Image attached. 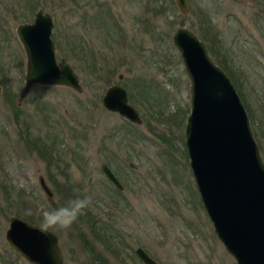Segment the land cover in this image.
<instances>
[{
	"label": "rangeland",
	"instance_id": "374dc122",
	"mask_svg": "<svg viewBox=\"0 0 264 264\" xmlns=\"http://www.w3.org/2000/svg\"><path fill=\"white\" fill-rule=\"evenodd\" d=\"M37 9L53 15L57 59L73 67L82 92L26 88L16 27ZM247 12L230 0H189L186 14L175 0H0V264H32L6 241L12 217L40 226L46 211L76 197H91L93 206L67 231L50 230L64 264H144L137 247L158 264H236L214 232L189 164L190 79L173 34L185 27L203 40L206 17L217 27L234 54L209 58L230 68L222 67L264 162V39L246 37L250 29L239 20L246 25ZM113 84L126 89L140 124L102 106ZM39 175L53 201L42 194Z\"/></svg>",
	"mask_w": 264,
	"mask_h": 264
},
{
	"label": "water",
	"instance_id": "95a60500",
	"mask_svg": "<svg viewBox=\"0 0 264 264\" xmlns=\"http://www.w3.org/2000/svg\"><path fill=\"white\" fill-rule=\"evenodd\" d=\"M187 10V0H176ZM54 21L37 10L31 23L17 27L25 52L26 88L31 84L63 86L82 92L73 67L57 59L52 39ZM190 79V112L185 122L189 164L214 232L236 264H264V162L248 113L227 74L209 58L202 42L185 28L173 34ZM102 104L133 123L141 117L128 103L125 88L110 86ZM106 177L120 190L123 185L107 164ZM39 187L48 201L54 193L42 175ZM9 246L32 264H64L58 237L42 234L38 225L12 217L5 233ZM136 253L144 264H158L142 248Z\"/></svg>",
	"mask_w": 264,
	"mask_h": 264
},
{
	"label": "flooded vegetation",
	"instance_id": "af4514ba",
	"mask_svg": "<svg viewBox=\"0 0 264 264\" xmlns=\"http://www.w3.org/2000/svg\"><path fill=\"white\" fill-rule=\"evenodd\" d=\"M176 1V0H175ZM231 2L233 3H240L242 6H245L247 5L248 6V12H247V15L245 17V22H246V25H244L243 23V19H240L239 20V24H240V27H248L250 30H248L247 32H245V35L248 39H251L253 40L254 42L256 43H260V41L262 39H264V0H230ZM177 4V2H176ZM178 7V5H177ZM179 8V7H178ZM39 10V9H37ZM37 10L35 11V13L37 12ZM179 10L181 11V13L183 14H186L188 11H189V0H187V10L186 11H182L180 8ZM35 13H34V16H35ZM43 13H48V12H44ZM51 14V13H49ZM52 15V14H51ZM53 16V15H52ZM34 19V17H33ZM32 19V21H33ZM236 20H238L236 18ZM32 21L30 22H25V23H31ZM53 21H54V17H53ZM22 24V23H20ZM19 24V25H20ZM202 26H203V34L200 33V35L202 36L203 40H201L198 35L193 32L195 34V36L202 42V44L204 45L206 51H207V54L208 56L213 60V56H212V53H215L217 56H219V59L223 60V61H226L225 59L228 58L230 52L232 53V55L234 54L233 51H231L229 48H226L225 46L221 45L220 42H222L221 38H220V34H219V30L217 29L216 26H214L213 22L211 21V19L209 17H206L205 18V21L204 23L202 22ZM18 27V26H17ZM17 27H16V34H17ZM179 28V27H178ZM252 28V30H251ZM211 38H209L208 37ZM18 36V34H17ZM18 39L20 40L19 36H18ZM21 42V41H20ZM212 44V46L210 45ZM213 47V48H212ZM215 57V56H214ZM215 60L217 61H221V60H218L216 59L215 57ZM224 63V62H222ZM221 64V63H220ZM218 65V64H217ZM223 65V64H221ZM223 71L224 69L227 68L226 66V63H225V66L223 65L222 67H225L224 69L218 65ZM227 69H230L229 67ZM226 69V70H227ZM113 85H120V84H113ZM111 85V86H113ZM122 86V85H121ZM110 87V86H109ZM108 87V88H109ZM107 88V89H108ZM106 89V90H107ZM105 90V92H106ZM126 90V89H125ZM105 92L103 94V97L105 95ZM127 92V91H126ZM127 96H128V92H127ZM103 97H102V100H101V103L103 101ZM103 106V104H102ZM104 107V106H103ZM113 113H118V112H113ZM119 114V113H118ZM120 115V114H119ZM122 116V115H121ZM123 117V116H122ZM125 118V117H124ZM128 120V119H127ZM102 167V166H101ZM102 170V168H101ZM112 170V169H111ZM103 172V171H102ZM115 174V173H114ZM116 175V174H115ZM118 178V177H117ZM109 180V179H108ZM110 181V180H109ZM120 181V180H119ZM111 182V181H110ZM112 183V182H111ZM113 184V183H112ZM122 184V183H121ZM114 185V184H113ZM123 185V184H122ZM115 186V185H114ZM116 187V186H115ZM117 190L119 191H123L124 190V186H123V189L120 190L116 187ZM137 248H141V247H137ZM136 248V249H137ZM136 249H135V254L137 255L136 253ZM143 249V248H142ZM144 250V249H143ZM145 251V250H144ZM146 252V251H145ZM147 253V252H146ZM148 254V253H147ZM149 255V254H148ZM138 256V255H137ZM139 258V256H138ZM140 259V258H139ZM141 260V259H140ZM142 261V260H141Z\"/></svg>",
	"mask_w": 264,
	"mask_h": 264
},
{
	"label": "clouds",
	"instance_id": "9594fccd",
	"mask_svg": "<svg viewBox=\"0 0 264 264\" xmlns=\"http://www.w3.org/2000/svg\"><path fill=\"white\" fill-rule=\"evenodd\" d=\"M92 206L91 197L70 199L64 206L46 211L42 216L39 230L42 234H49L50 230L67 231L80 215Z\"/></svg>",
	"mask_w": 264,
	"mask_h": 264
},
{
	"label": "trees",
	"instance_id": "16d2710c",
	"mask_svg": "<svg viewBox=\"0 0 264 264\" xmlns=\"http://www.w3.org/2000/svg\"><path fill=\"white\" fill-rule=\"evenodd\" d=\"M109 21L105 19V26L107 25L109 28H111V25L108 23ZM107 27V29L109 30V28ZM127 143L129 142L128 140L126 141Z\"/></svg>",
	"mask_w": 264,
	"mask_h": 264
}]
</instances>
